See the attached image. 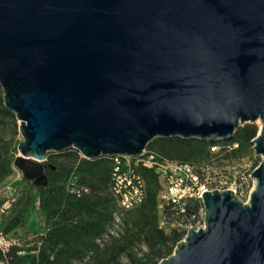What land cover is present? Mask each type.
Listing matches in <instances>:
<instances>
[{
  "label": "water",
  "instance_id": "obj_1",
  "mask_svg": "<svg viewBox=\"0 0 264 264\" xmlns=\"http://www.w3.org/2000/svg\"><path fill=\"white\" fill-rule=\"evenodd\" d=\"M0 87L40 186L51 153L136 159L259 121L264 158V0H0ZM252 176L248 202L203 194L204 227L159 264H264V159Z\"/></svg>",
  "mask_w": 264,
  "mask_h": 264
},
{
  "label": "trees",
  "instance_id": "obj_2",
  "mask_svg": "<svg viewBox=\"0 0 264 264\" xmlns=\"http://www.w3.org/2000/svg\"><path fill=\"white\" fill-rule=\"evenodd\" d=\"M0 116L16 120L4 104ZM258 132L257 125L248 124L231 141L156 139L146 151L165 162L191 165L202 177L203 167L217 160L243 158ZM215 146L218 150L213 152ZM13 165L14 157L0 154V206L6 201L3 184L13 176ZM44 167L47 185H31L16 194L3 220L4 232L20 238L21 244L8 255L0 251V264H122L123 257L130 264H159L174 254L188 227L202 222L201 199H187L179 205L162 199L165 184L156 169L137 168L146 198L141 205L122 211L111 190L113 158L88 160L70 150L49 154ZM36 197L42 231L23 234ZM117 215L120 232L112 234ZM29 235L34 236L30 243Z\"/></svg>",
  "mask_w": 264,
  "mask_h": 264
},
{
  "label": "built area",
  "instance_id": "obj_3",
  "mask_svg": "<svg viewBox=\"0 0 264 264\" xmlns=\"http://www.w3.org/2000/svg\"><path fill=\"white\" fill-rule=\"evenodd\" d=\"M3 90L0 87V111L2 109ZM237 148L238 145H234ZM218 147H213L212 151L216 152ZM115 162L114 171L112 174V193L119 208L122 211L131 210L141 205L146 198L145 182L142 176L138 173L137 168L139 166L147 167L150 169H156L164 181L165 191L162 193V199L179 205L181 202L187 199H201L203 194L215 190H233L237 194V189L234 190L233 186L236 185V181L228 183L224 180L209 179L204 176H200L195 168L191 165H182L175 162L162 161L155 154H148L147 151L139 158H113ZM246 180V178L244 179ZM240 190L244 191L248 189V186L243 188V183L236 185ZM12 187L4 188L5 202L0 206V251L3 255H8L15 246H20L21 239L8 235L3 230V220L8 216L10 209L15 202V194ZM80 194V191L73 190ZM205 211L202 213L201 218L204 223ZM116 221H120V217L116 216ZM201 223V222H200ZM199 223V224H200ZM195 228L200 229L197 226L188 227V230ZM114 234L113 232H111ZM187 235V234H186ZM186 237V236H185ZM34 239L33 235L27 237V241L30 243Z\"/></svg>",
  "mask_w": 264,
  "mask_h": 264
},
{
  "label": "rangeland",
  "instance_id": "obj_4",
  "mask_svg": "<svg viewBox=\"0 0 264 264\" xmlns=\"http://www.w3.org/2000/svg\"><path fill=\"white\" fill-rule=\"evenodd\" d=\"M18 120H13L11 117L0 116V154L3 156L14 157V174L11 178L6 180L3 187H12L15 195L21 193L23 190L28 189L31 185L39 187V183L25 177L24 173L15 165L16 160L20 157L18 152V146L23 141V137L19 131ZM257 127L259 131L261 130V124L258 122ZM244 127V126H243ZM259 133V132H258ZM17 149V152L15 150ZM263 157L257 156L254 150V143L252 141V146L248 149L245 156L240 160H230L223 161L217 160L213 165L208 166V168L203 167L204 177L209 179L224 180L228 183H233L236 181V185L243 183V188L248 186V189L244 191L237 188L236 185L233 189H237V195L244 201L248 202L250 194L255 188L256 181L252 176V173L263 161ZM246 178V180H244ZM120 221H116V225L112 228L111 232L114 234L120 232ZM204 223L198 224L199 228L204 227ZM42 231L41 222L39 221V211H38V199L36 197L33 208L30 212L28 222L25 229L22 231L23 234H28V232ZM185 239V238H184ZM122 264H130L126 257L122 258Z\"/></svg>",
  "mask_w": 264,
  "mask_h": 264
},
{
  "label": "flooded vegetation",
  "instance_id": "obj_5",
  "mask_svg": "<svg viewBox=\"0 0 264 264\" xmlns=\"http://www.w3.org/2000/svg\"><path fill=\"white\" fill-rule=\"evenodd\" d=\"M35 182L39 183L40 184V181L39 180H36Z\"/></svg>",
  "mask_w": 264,
  "mask_h": 264
},
{
  "label": "bare ground",
  "instance_id": "obj_6",
  "mask_svg": "<svg viewBox=\"0 0 264 264\" xmlns=\"http://www.w3.org/2000/svg\"><path fill=\"white\" fill-rule=\"evenodd\" d=\"M260 122V124H261V127H262V123H261V121H259Z\"/></svg>",
  "mask_w": 264,
  "mask_h": 264
}]
</instances>
